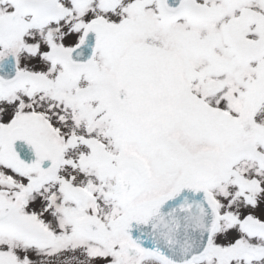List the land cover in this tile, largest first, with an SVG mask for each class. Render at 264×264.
<instances>
[{"label": "snow or ice", "instance_id": "1", "mask_svg": "<svg viewBox=\"0 0 264 264\" xmlns=\"http://www.w3.org/2000/svg\"><path fill=\"white\" fill-rule=\"evenodd\" d=\"M0 264H264V0H0Z\"/></svg>", "mask_w": 264, "mask_h": 264}]
</instances>
